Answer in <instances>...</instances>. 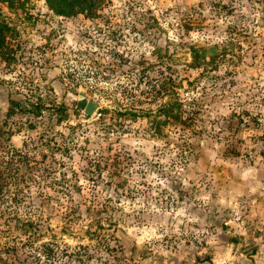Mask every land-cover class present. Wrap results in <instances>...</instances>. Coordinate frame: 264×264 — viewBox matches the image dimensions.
I'll use <instances>...</instances> for the list:
<instances>
[{
    "label": "rangeland",
    "instance_id": "rangeland-1",
    "mask_svg": "<svg viewBox=\"0 0 264 264\" xmlns=\"http://www.w3.org/2000/svg\"><path fill=\"white\" fill-rule=\"evenodd\" d=\"M22 1L0 4L20 48L0 63V264H204L264 241V0ZM213 46L214 71L189 67ZM169 77L182 119L115 113H155ZM67 94L99 107L78 122Z\"/></svg>",
    "mask_w": 264,
    "mask_h": 264
},
{
    "label": "trees",
    "instance_id": "trees-1",
    "mask_svg": "<svg viewBox=\"0 0 264 264\" xmlns=\"http://www.w3.org/2000/svg\"><path fill=\"white\" fill-rule=\"evenodd\" d=\"M51 11L56 12L58 15H68L75 16L76 9H80L81 11H85L86 13L93 12L104 8L109 1L104 2V0H44ZM0 4L6 5V7L12 12L15 13L18 9L23 7L24 2L22 0H0ZM1 15V14H0ZM16 30L9 23L0 20V63H7L9 61H13L16 58L17 53L20 51L18 44H13ZM212 51L210 58H207V53ZM191 63L189 67L192 69L201 70H209L214 71L217 66H214V62L216 58L214 56V46L211 48H191ZM209 68V69H208ZM170 78V79H169ZM168 81H164L162 84V89L157 90L155 88L154 92L158 95L159 98L163 100L168 97L164 102L160 104V106L156 109L154 113L152 110H141L136 111L132 110L133 108H123L122 111L116 110L115 113L118 116L130 118V119H138L140 117H152V125L153 122L156 123V126H160L161 124H167L169 121L182 119L180 116V110L182 109V102L178 98L177 89L180 88V84L176 83L174 78L169 77ZM14 96L9 92L7 94V99L9 103H12L14 106L19 107L21 103H26L27 100L24 101L16 100L13 98ZM14 99V100H13ZM29 106L23 112L33 113L36 116H39L42 112H51L53 114H64L66 113L65 107L63 106H47L42 102L41 99H38L36 104H32L31 102L27 104ZM33 108V110H32ZM107 110H104L102 113H106ZM157 117H162L161 120L156 119ZM160 133V129L156 130ZM50 153V150L46 151V154ZM44 154V156H46ZM43 156V157H44Z\"/></svg>",
    "mask_w": 264,
    "mask_h": 264
},
{
    "label": "crops",
    "instance_id": "crops-1",
    "mask_svg": "<svg viewBox=\"0 0 264 264\" xmlns=\"http://www.w3.org/2000/svg\"><path fill=\"white\" fill-rule=\"evenodd\" d=\"M256 175H262V179H264L263 170L257 171ZM262 181L261 189L264 193V180ZM243 238L240 236L237 238L239 239L237 243L228 241L229 243L225 246H219L221 248L215 250L204 264H224L225 262L227 264H264V241H255L256 238L253 233H248V240L255 241L254 250L249 249V252L244 253L240 250L242 243L246 241Z\"/></svg>",
    "mask_w": 264,
    "mask_h": 264
},
{
    "label": "water",
    "instance_id": "water-1",
    "mask_svg": "<svg viewBox=\"0 0 264 264\" xmlns=\"http://www.w3.org/2000/svg\"><path fill=\"white\" fill-rule=\"evenodd\" d=\"M13 98L20 101L25 100L24 98H19V96L17 95ZM64 101L69 104L71 112H73L74 110H78L82 113V116L79 118L78 122L88 121L99 107L98 103L92 100H88L83 96L76 98L67 94L64 97Z\"/></svg>",
    "mask_w": 264,
    "mask_h": 264
}]
</instances>
